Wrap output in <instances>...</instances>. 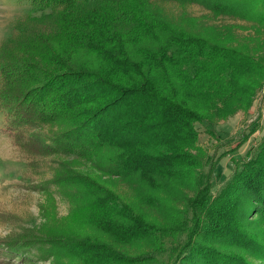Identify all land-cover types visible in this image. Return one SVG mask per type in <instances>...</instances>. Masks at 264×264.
<instances>
[{"label": "trees", "instance_id": "1", "mask_svg": "<svg viewBox=\"0 0 264 264\" xmlns=\"http://www.w3.org/2000/svg\"><path fill=\"white\" fill-rule=\"evenodd\" d=\"M25 1L51 9L53 29L38 33L20 24L17 37L0 45V111L29 166L57 152L84 160L85 170L65 168L51 179L76 188L82 202L71 220L81 223L0 239V255L46 247L56 255L53 264H62L59 252L77 259L72 264H138L89 238V230L119 244L147 239L156 248L163 237L184 233L181 251L191 259L264 264V135L213 196V167L203 172L195 127L250 108L264 82V57L235 43L232 26L192 32L152 10L151 0ZM168 1L198 3L264 28V0ZM79 53L98 64L77 63ZM35 124L57 127L50 144L37 132L25 134ZM104 177L129 183L138 204L120 201Z\"/></svg>", "mask_w": 264, "mask_h": 264}, {"label": "rangeland", "instance_id": "2", "mask_svg": "<svg viewBox=\"0 0 264 264\" xmlns=\"http://www.w3.org/2000/svg\"><path fill=\"white\" fill-rule=\"evenodd\" d=\"M150 5L152 10L160 13L167 21L182 24L192 32H205L206 28L211 27L224 33L227 32L226 27L232 26L233 36L237 41L235 43L239 46L247 44L255 54L264 57V28L253 20L229 14L215 16L204 6L193 2L151 0ZM52 16L51 9H33L25 0H0V45L17 37L20 24L30 23L28 30L33 32H52ZM257 46L259 51L254 50ZM76 61L93 67L98 64L94 57L82 53L76 55ZM263 91L264 82L256 91L247 111H239L213 124H195L198 132L197 145L204 152L203 172L207 173L213 167V196L218 194L231 177L237 162L250 158L262 140ZM6 127L5 116L0 111V239L27 237L32 234L44 236L56 229H78L81 220H71L82 202L76 188L55 185L51 179L57 171L65 168L85 170L84 160L71 153L57 152L36 157L29 166L30 160L15 145ZM56 129V126L50 124H35L28 127L25 134L37 132L46 144H50L49 137ZM102 184L113 191L120 201L138 204V194L129 183L117 177H104ZM150 214L158 218L165 217V214H158L155 210L150 211ZM246 219L250 223L255 216L250 214ZM89 231L93 235L89 238L93 237L127 256L138 258V264H205L203 260L191 259L189 255L182 253L186 241L184 233L163 237L161 245L156 248L147 239H140L132 244H119L108 236ZM212 247L217 249L219 245L213 242ZM50 250L46 247H21L16 250L18 256L0 255V264H53L56 255ZM230 251L244 250L232 247ZM59 253L62 264L77 261L66 252ZM248 254L249 252L247 256L250 258ZM217 263L227 264L220 260ZM253 263L260 264L258 259H254Z\"/></svg>", "mask_w": 264, "mask_h": 264}, {"label": "built area", "instance_id": "3", "mask_svg": "<svg viewBox=\"0 0 264 264\" xmlns=\"http://www.w3.org/2000/svg\"><path fill=\"white\" fill-rule=\"evenodd\" d=\"M263 93H264V91H263Z\"/></svg>", "mask_w": 264, "mask_h": 264}]
</instances>
